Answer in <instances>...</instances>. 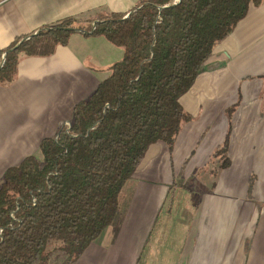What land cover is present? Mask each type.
I'll return each mask as SVG.
<instances>
[{
    "label": "crops",
    "instance_id": "1",
    "mask_svg": "<svg viewBox=\"0 0 264 264\" xmlns=\"http://www.w3.org/2000/svg\"><path fill=\"white\" fill-rule=\"evenodd\" d=\"M140 1L0 0V51L64 19L127 14ZM123 55L103 37L74 32L50 56L20 57L14 80L0 85V179L70 123ZM179 104L190 120L172 149L160 141L147 148L113 222L72 264H264V1L217 43ZM234 104L230 165L220 169L216 159L207 170ZM206 179L193 218L166 219L175 182Z\"/></svg>",
    "mask_w": 264,
    "mask_h": 264
},
{
    "label": "trees",
    "instance_id": "2",
    "mask_svg": "<svg viewBox=\"0 0 264 264\" xmlns=\"http://www.w3.org/2000/svg\"><path fill=\"white\" fill-rule=\"evenodd\" d=\"M264 0H141L129 13H99L17 37L0 51V85L21 56L47 57L74 32L123 50L70 125L41 140L38 155L8 168L0 182V264H72L111 225L122 188L147 148L172 149L190 116L187 93L217 43ZM167 6V8H164ZM228 130L213 153L227 159Z\"/></svg>",
    "mask_w": 264,
    "mask_h": 264
},
{
    "label": "rangeland",
    "instance_id": "3",
    "mask_svg": "<svg viewBox=\"0 0 264 264\" xmlns=\"http://www.w3.org/2000/svg\"><path fill=\"white\" fill-rule=\"evenodd\" d=\"M38 155V153H37ZM219 160V159H218ZM218 160H211V163L207 165V170L209 169H217L218 168ZM1 182V179H0ZM178 185L177 190H172L169 193V198L172 197L171 209L166 219L168 220H181V219H192L195 215L198 208V195L200 194L201 189H207V186L210 185L211 181L209 179L206 180H191V181H176ZM185 188L182 190L181 188ZM163 216V214H162ZM175 230H183V229H175Z\"/></svg>",
    "mask_w": 264,
    "mask_h": 264
},
{
    "label": "built area",
    "instance_id": "4",
    "mask_svg": "<svg viewBox=\"0 0 264 264\" xmlns=\"http://www.w3.org/2000/svg\"><path fill=\"white\" fill-rule=\"evenodd\" d=\"M69 125H70V123H66V124H65V126H69Z\"/></svg>",
    "mask_w": 264,
    "mask_h": 264
},
{
    "label": "water",
    "instance_id": "5",
    "mask_svg": "<svg viewBox=\"0 0 264 264\" xmlns=\"http://www.w3.org/2000/svg\"><path fill=\"white\" fill-rule=\"evenodd\" d=\"M179 0H176V2H178ZM164 8H167V6H165Z\"/></svg>",
    "mask_w": 264,
    "mask_h": 264
}]
</instances>
